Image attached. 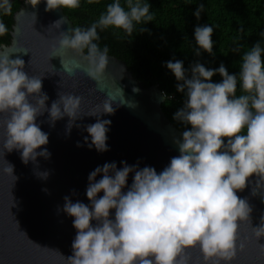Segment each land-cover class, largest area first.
<instances>
[{"label": "clouds", "instance_id": "obj_1", "mask_svg": "<svg viewBox=\"0 0 264 264\" xmlns=\"http://www.w3.org/2000/svg\"><path fill=\"white\" fill-rule=\"evenodd\" d=\"M94 2L88 0L89 4ZM40 3L41 0H25L33 8ZM45 3V11L51 12L58 8L77 9L81 0H45ZM150 7L142 0H124V5L121 0H114L90 27L60 32L55 38L52 58L67 52L82 57L87 64L83 69L85 75L99 85L109 66V49L107 46L101 49L95 43L100 39L98 29H113L114 35L122 30L132 37L135 25L154 20ZM204 7L202 3L197 7L194 13L197 20ZM0 12L12 15L10 0H0ZM32 16L36 21L35 14ZM63 23L61 18L49 30L59 29ZM139 31L146 29L141 27ZM213 31L208 24L194 29L197 57L201 52L213 55ZM7 33V26L0 20V37ZM233 51L239 52V48ZM262 54L260 42L245 51L238 76L229 74L223 64L213 70L196 63L191 66L188 78L182 61L166 63L178 81L177 92L185 94L183 107L173 119L191 126L183 131L182 140H175L179 155L171 158L160 173L150 166L140 169L126 162H122L120 169L114 162L97 167L88 176L86 195L90 206L79 201L73 203L65 196L63 212L74 218L76 229L67 264H189L190 250L196 249L203 264H232L245 246L238 243L239 226L247 222L251 227L253 211L247 199L240 198L237 192L244 190L253 176L256 181L252 195L264 188ZM9 56V51H0V127L5 129L0 154L4 157L16 150L25 164L35 162L38 156L47 159L50 153L43 146L48 144L49 137L36 123L37 117L47 111L49 122L54 125L67 116L70 131L81 117L78 113L82 98L58 93V100L47 108L48 96L41 91L43 77H30L24 71V60ZM61 64L69 77L82 68L79 61L70 67L61 59ZM217 73L222 81L211 82ZM111 99L103 100L97 106L102 110L89 116L112 114ZM110 123L97 119L86 126L91 137L89 149L95 148L99 153L109 150L106 141ZM5 163L8 165L5 171L13 173V166ZM130 173L134 174L133 182L125 192ZM36 174L41 179L49 175ZM98 175L102 178L97 181ZM100 193L103 195L98 198ZM112 210L114 219L110 218ZM92 221H96L95 226ZM251 229L257 241L264 237V215L259 226ZM260 247L264 250V245Z\"/></svg>", "mask_w": 264, "mask_h": 264}, {"label": "water", "instance_id": "obj_2", "mask_svg": "<svg viewBox=\"0 0 264 264\" xmlns=\"http://www.w3.org/2000/svg\"><path fill=\"white\" fill-rule=\"evenodd\" d=\"M45 8V0L36 8L24 2L13 16L10 43L2 45L0 51H9L10 59H23L24 71L30 77H43L41 91L48 96L47 108L58 100V93L81 97L78 113L81 117L70 131L67 116L54 125L49 122L47 111L37 117L36 123L49 137L48 144L43 146L50 153L47 159L38 156L35 162L25 164L16 150L5 153L4 157L0 154V264H67L76 229L74 218L63 212L64 197L90 206L86 195L88 176L105 163L114 162L117 169L123 167L122 162L140 169L150 166L160 173L171 158L179 155L175 140H182L183 131L171 123L161 109L165 100L163 93L156 85L143 86L122 60L109 55V66L97 85L85 75L83 69L87 64L82 57L67 52L62 57L52 58L55 38L62 31L72 30L74 25L62 8L51 12H46ZM61 18L64 19L61 27L49 30ZM61 59L70 67L79 61L82 68L69 77ZM107 98H112L113 113L89 116L98 114L102 109L97 106ZM97 119L111 121L106 141L109 150L103 153L88 147L91 137L86 126L96 123ZM4 135L5 129L0 127V141ZM4 160L13 166V173L5 171L8 165ZM38 172L49 175L41 179ZM133 176L129 174L123 191L131 186ZM101 178L98 175L96 180ZM255 181L256 177H251L245 189L237 192L253 209L250 216L253 228L259 226L264 215V196L261 195L264 188L257 189V195L253 196ZM102 195L98 194V198ZM110 218L114 219V210ZM91 223L95 226L96 221ZM251 227L247 222L240 224L238 243L243 242L245 246L232 264H264V250L260 247L264 245V237L257 241ZM190 256L189 264H203L198 249L190 250Z\"/></svg>", "mask_w": 264, "mask_h": 264}, {"label": "trees", "instance_id": "obj_3", "mask_svg": "<svg viewBox=\"0 0 264 264\" xmlns=\"http://www.w3.org/2000/svg\"><path fill=\"white\" fill-rule=\"evenodd\" d=\"M12 15H3L2 20L8 28V33L0 37L2 45L10 43V31L13 16L25 0H10ZM114 0H95L89 4L88 0H81L80 7L74 10L63 9L65 15L72 21L74 28H88L96 22L101 13L106 11L108 4ZM150 4V12L155 14L152 22L134 26L132 37L123 31L114 35L113 29L100 31V39L95 41L101 49L107 46L108 55L122 60L132 72L133 77L143 86L156 85L165 94L161 109L165 116L179 130L190 129V125L173 119L174 114L183 107L185 94L177 92L174 74L166 68L168 61H182L188 78L191 66L203 64L208 69H217L223 64L229 74H239V67L243 53L256 44L261 43L264 48V0H142ZM124 5V0H121ZM204 4V11L197 20L194 13L200 4ZM208 24L213 27V55L201 52L194 54L196 42L194 29L199 25ZM144 27L146 31L140 32ZM131 40V41H130ZM239 48V52L233 49ZM87 54V50L85 49ZM264 62V54H262ZM222 77L217 73L212 77L213 83H219ZM237 96L241 94L239 84Z\"/></svg>", "mask_w": 264, "mask_h": 264}]
</instances>
